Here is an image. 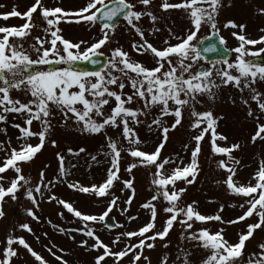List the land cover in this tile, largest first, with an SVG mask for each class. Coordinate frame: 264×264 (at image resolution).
Listing matches in <instances>:
<instances>
[{
	"label": "snow or ice",
	"instance_id": "6c2138e0",
	"mask_svg": "<svg viewBox=\"0 0 264 264\" xmlns=\"http://www.w3.org/2000/svg\"><path fill=\"white\" fill-rule=\"evenodd\" d=\"M138 3L147 8L152 3V0H138ZM231 6L229 2L227 7ZM135 7L136 5L128 3L127 0H110V2L109 0H89L84 8L76 12H65L60 7L55 9L45 8L42 0H35V3L26 13L22 14L14 8L10 13L0 15V19L4 21H7L10 17H20L26 20L20 28L0 27V34H2L0 36V124L8 122L6 114L11 113L23 116L24 124L27 127H21L19 124L11 125L21 133L18 139L27 141L30 138L38 137L40 141L35 146L30 143H24L21 145L19 151L12 149L10 155L0 162L2 163V166H0V220L5 217L3 204L6 197H11L13 201H16L18 199L17 193L23 189L24 198L38 208L39 200L37 197L44 199L45 191L51 192L52 187L55 185L67 183L69 189L79 191L82 194L110 197L108 208L100 216L82 214L80 211L75 210L72 204L58 199L55 195L47 197L48 203L57 201L68 213L85 222L83 229H71V231L78 232L95 241V244L89 250L98 251L99 249H103L104 254L96 257L95 264H101V261H104L109 256L114 257L116 264H119L120 260L132 253H135L132 256V264H136L137 261L141 260L145 247L149 250L155 248L154 243H147V241L165 240L175 222H178L183 229L181 233L182 241L184 239L197 241L200 247L210 251V255L201 261V264H243L241 258L244 255L246 242L253 237L256 229H261L262 225H264V162L261 163L258 172L253 176V179L257 181L255 185L237 186L233 177L237 173L235 166L239 165L240 161L234 158L231 153L237 151L240 145L237 143L227 148L218 146L217 141H227V137L218 134L216 130L219 120L223 119V117H214L211 110L198 112L196 106L202 105L203 101L200 99L201 97L214 103L218 99L219 91L231 84L241 93L247 90L251 101L256 103L258 112L264 115V93H260L253 87L258 81L264 82V66L246 58L256 57L264 59L260 56V53L264 52V49L251 52L247 51L245 47L246 45L255 46L256 44H264V37H261L259 40H249L245 35L233 32L232 35L240 43L236 48L228 49L227 47H223L226 45V41L219 36L220 29L217 19L220 10L225 7L224 0H180L179 3H169L168 0H163L161 4L162 10H183L191 22V28L187 30L184 37L175 36L169 29V34L174 39H177L179 43L171 45L168 40H165L164 44L168 46L163 48V50H158L148 43L145 39L144 31L137 26L143 16H148L150 22L153 24L157 21V17L151 11H134ZM38 9L48 26L43 31L50 35L52 39L45 41L40 37L35 38L36 43L30 45L33 51L37 53V59L34 60L27 54V50L23 49V44L16 42V39L12 38H18L22 41L26 36L31 34L30 29L36 27L35 24L31 23V20L33 14ZM259 14H264V9H261ZM69 16H76L79 19L74 21L64 19ZM49 17H53L54 19H49ZM120 17L140 37L141 43L133 42L131 45L132 50L138 55L148 53L154 57L157 65L155 68H147L140 62L132 60L129 54L123 51L122 48H116L112 50L111 56L107 61L109 70L104 73L100 71H75L72 69L64 71H31L37 65L99 63L96 58L103 55L100 49L110 42V33L114 35L116 27L114 22ZM61 22L77 24L88 22L93 26L99 23L101 25L102 38L98 39L90 47L82 49L81 45H85V41L73 44L65 40L61 35H58L61 32V29L58 27ZM204 27H207L212 34L200 39L198 33ZM224 28L239 29V32L243 33L246 25H237L233 21H228L224 24ZM159 31V28L151 29L149 30V35H153ZM261 31H264V29H261ZM214 39L218 41V46H220L222 52L228 53L232 51L237 54L235 62L224 60L221 62L225 65L223 68L213 65L214 70L208 69L194 73L191 72L193 64L199 60V46L203 45L205 41L212 42ZM58 42L62 47L57 46ZM45 43H49L51 47L45 48ZM218 46L217 44H213L212 47L205 48L204 50L216 52ZM73 49L75 51H72ZM185 61H189V63H185ZM113 73H118V75H113ZM9 76L16 77V79L7 78ZM112 86L117 90H112ZM126 87L130 88L131 94L124 92ZM13 90L24 92L30 95L32 99L28 103H21L18 99L11 98L10 93ZM113 101L115 102V106L111 108L110 112H106V106H109ZM141 101L143 102L142 108L137 107L133 109L126 107V105H132ZM232 102L235 103V101ZM241 102L245 106L248 105V100L243 99V97L241 98ZM78 105L80 107H77ZM153 108L159 109L158 114L155 116L152 113ZM54 109L63 116L62 125H67L71 121L78 126L77 130L81 133L98 135L104 133L106 127L113 129L122 127L123 139L130 147L124 148L118 140L105 136L107 147L110 149V152L106 155L111 158V167L108 169L107 179L101 185L85 187L80 186L78 183L67 182L65 178L70 174V171L65 167V157L57 153L59 179L54 177L52 181L45 183V172L41 170L39 173L40 181H38L37 185L34 188L28 186L30 184V177L23 175L22 169L18 165L30 163L44 148L47 136L53 128ZM185 113L192 120L189 130L196 131L200 129L198 134L192 137L196 146L191 152V163L183 168L177 166L172 170L171 175L164 176L162 175V171L165 169V166L176 163V161L170 158L161 160V151L169 140V133L182 125ZM247 115L257 121V131L252 137V142L255 143L258 139L264 141V135H262L264 134V124L259 123L260 115H257L250 107ZM149 116H153V118L147 124L148 130L154 131L158 129L160 137H162L153 153H146L140 150L139 145L142 142L138 138L137 133L130 127V125L139 126L144 123L140 117L148 118ZM165 117H174V122L168 126ZM34 121L41 125L39 132L31 130ZM0 132L6 134V129L0 128ZM209 133L211 134L210 144L212 153L227 157V161L221 160L218 165L229 173L225 181L227 188L237 196L248 198L244 204L239 205L240 208H244L245 204H247V211L236 220L223 221L219 214L205 217L199 214L193 205L180 206L181 195L186 189L173 190L171 193L166 190L169 186H173L174 188L175 183L179 180H184L186 184H191L195 181L199 168L198 156L201 152V142L204 141L205 136ZM51 146H58L55 140L51 141ZM187 147L188 145L185 144L184 148L187 149ZM0 150H4L2 143H0ZM84 151L85 149L81 148L79 152L74 153L71 149H68L69 155H79ZM122 153H126L132 158H139L140 160L139 165L132 163L124 169L129 174L138 166H155L156 172L154 175L156 179L152 183L162 191H158L153 195L151 201L141 205L143 209H150V222L139 229V231L121 233L122 236L127 237L129 240L133 237H141L142 239H140L139 243L126 246L119 252H112L95 235V230L87 222L107 227L105 223L106 217H109V214L113 211V207H118L117 201L119 198L111 192L115 182L123 184L121 192L125 189L131 191L132 194L124 201L126 205H131L135 197V189L133 188L134 178L128 180H121L120 178ZM92 160L95 161L96 157L93 156ZM229 162L233 166L229 167ZM47 167L48 165H45V168ZM72 167H75V165H72ZM9 170L13 171L16 175L9 182L10 186L5 189L3 187L5 177L2 174ZM189 176L192 177L191 180L188 179ZM161 196L169 205L163 211L171 215L165 220L163 231L146 235L153 232V229L156 227L157 210L152 201H156ZM128 210V208L123 209L121 214H124ZM223 210V206H221L219 211L222 212ZM26 214L33 220L38 221V217L31 209L27 210ZM254 214L258 217V222L249 224L246 233L239 234V241L236 244H230L223 237V228L216 234H210L207 229L191 232L187 237L183 234L184 232H190L193 228V224L190 223L191 221L199 223L218 221L231 225L239 224L241 221L253 217ZM59 215L63 217V213ZM128 219L131 222L137 219V217L133 216ZM117 226L123 227V225ZM20 227L33 234L28 224H23ZM70 238L74 239V237ZM120 242V236L118 235L113 240V245ZM6 243L7 247L3 251L4 259L0 261V264H10L11 258L17 256V251L12 248L14 244H18L26 249L40 264H46L42 257L34 252L22 237L14 238L9 235ZM79 246L86 247L87 241L81 242ZM163 247L168 248L169 245L165 243ZM257 247L259 251L253 252L248 256L247 264H264V243L259 244ZM136 249H140V252L137 253ZM48 251L55 259L60 261V264H67V261H64L62 257L55 256V253H52L51 249H48ZM191 255V251L180 249V254L175 259L180 264H192L190 260ZM143 259L150 264L148 257L143 256ZM161 264H170L167 253L161 257Z\"/></svg>",
	"mask_w": 264,
	"mask_h": 264
},
{
	"label": "rangeland",
	"instance_id": "374dc122",
	"mask_svg": "<svg viewBox=\"0 0 264 264\" xmlns=\"http://www.w3.org/2000/svg\"><path fill=\"white\" fill-rule=\"evenodd\" d=\"M88 2L89 0H42L45 8L55 9L60 7L65 12H76L84 8ZM127 2L136 5L133 9L134 11H151L157 17V21L153 24L150 22L148 16H143L137 26L144 31V36L148 43L152 44L158 50H163V48L168 46L164 44L165 40H168L171 45L179 43L177 39H174L169 34V29L175 36L184 37L187 30L191 28V22L183 10L169 9L168 11H163L161 8L163 0H152V3L148 5L147 8L139 4L138 0H127ZM168 2L179 3L180 0H168ZM229 2L232 5L231 7H227ZM34 3L35 0H0V15L8 14L14 8L22 14L26 13ZM224 4L225 7L220 10L217 19L220 29L219 33L224 37L227 48L234 49L239 46L240 42L232 35L233 32L243 34L249 40H259L261 37H264V31H261V29H264V14H259L260 10L264 9V0H224ZM49 19L54 18L49 17ZM64 19L74 21L79 19V17L69 16ZM228 21H233L237 25H246V28L243 33H240L239 29H225L224 24ZM25 22L26 20L20 17H10L7 21L0 19V27L20 28ZM31 23L35 24L36 27L30 29V35L26 36L22 41L18 38L12 39H16V42L22 43L23 49L27 50V54L35 60L37 59V53L30 47V45L36 43L35 38L40 37L42 40L47 41L51 40L52 37L43 31V29L48 26L40 15L39 9L33 14ZM58 27L61 29L58 35H61L65 40L73 44L85 41L86 44L81 45L82 49L90 47L98 39L102 38V33L100 31L101 25L99 24L93 26L88 22L79 24L61 22ZM154 28H159L160 31L155 32L153 35H149V30ZM210 34V30L204 27L202 31L198 33V36L200 39H203ZM0 36H2V34H0ZM133 42L141 43L140 37L137 36L135 31L122 19L116 25L114 35L110 33V42L100 49V51L110 58L112 50L122 48L123 51L129 54L132 60L140 62L149 69L155 68L157 65L154 57L148 53L138 55L132 50L131 45ZM57 46L62 47L59 42ZM37 47H39V45H37ZM44 47L50 48L51 45L45 43ZM245 47L247 51L257 52L260 49H264V44H256L255 46L246 45ZM72 51H75V49ZM236 55L237 54L233 52V57L229 62L234 63ZM260 56L264 57V52H261ZM246 58L252 60L256 57ZM185 63H189V61H185ZM53 65H57V67L51 70L50 67ZM53 65H37L31 71H64L68 69L65 67V64ZM203 65H205V63L199 57V60L193 64L191 72H198L199 68ZM213 65L219 68L225 67L223 63L219 62L206 65V70L213 69ZM108 70L107 66L102 73ZM113 75H118V73H113ZM7 78L16 79V77L11 76ZM253 87L260 93H264V82L258 81ZM112 90L117 89L112 86ZM124 92L131 94L129 87H126ZM10 95L11 98L18 99L21 103H28L32 99L30 95L21 91L13 90ZM242 97L248 100L247 106L241 102ZM200 99H202L203 103L202 105L196 106L198 112L211 110L214 117H223V119L219 120L216 130L218 134L227 137V141H217V145L226 148L237 143L240 145L237 151L231 153L234 158L240 161V164L235 166L237 168L236 176L233 177L235 184L237 186L255 185L257 181L253 179V176L258 172L261 163L264 162V141L258 139L255 143L252 142V137L257 131V121L252 117H248L247 112L250 107L257 115H260L259 123L261 124H264V115L258 112L257 105L255 102L251 101L247 90L241 93L231 84L219 91L218 99L214 103L203 97ZM232 101H235V103ZM114 106L115 102L113 101L109 106H106V112H110L111 108ZM142 106V101L132 105H126V107H131L133 109L137 107L142 108ZM77 107L80 106L78 105ZM158 111V108H153V116L158 114ZM69 115H71V113H69ZM6 116L8 122L0 124V128L6 129V134L0 132V143L4 145V150H0V162L10 155L12 149L19 151L21 145L24 143H30L33 146L40 143L38 137L30 138L27 141L18 139L21 133L11 125L19 124L21 127H27L24 124L23 116L11 113L6 114ZM153 116H149L148 118L140 117L144 123L139 126L130 125L142 142L139 145L140 150L146 153H153L162 139L158 129L149 131L147 128V124L151 122ZM53 117V128L47 136L42 151L38 153L30 163H21L18 165L22 169V174L26 177H30V184L28 186L34 188L37 185L38 181H40L39 173L41 170L45 172V183L52 181L54 177L59 179V162L56 158L57 153L65 157V167L70 171V174L65 178L67 182L78 183L80 186L85 187L101 185L107 179V172L111 167V158L106 155L110 152V149L107 147L105 136L118 140L124 148L130 147L123 139L122 127L116 129L106 127L104 133L93 135L79 132L77 130L78 126L71 121H69L67 125H62L63 116L55 109L53 110ZM97 119L99 120V118ZM165 120L167 125L170 126L174 122V117H165ZM191 122V118L185 113L182 125L175 131L169 133V140L165 148L161 151L160 159L170 158L176 161V163L166 165L165 169L162 171V175H171L172 170L177 166L183 168L191 163V152L196 146L192 137L197 135L200 131V129L190 131L189 125ZM31 130L39 132L41 130V125L34 121ZM210 139L211 134L209 133L205 136L204 141L201 142V152L198 156L199 168L195 181L191 184H186L184 180H179L175 183L174 188L173 186H169L166 190L171 193L173 190L179 191L180 189H186L181 195V200L179 202L180 206L193 205L194 209L205 217L219 214L223 221L236 220L247 211V204H245L244 208H240L239 205L244 204L248 198L237 196L227 188L225 181L229 173L218 166L221 160L227 161V157L212 153ZM52 140L56 141L57 147L51 146ZM185 144L188 145L187 149L184 148ZM81 148L85 149V151L79 155H69L68 153V149L76 153L79 152ZM93 156L96 157L95 161L92 160ZM132 163H137L139 165V158H132L126 153H122L120 162L121 170L119 173L120 178L121 180L134 178L133 188L135 189V197L131 205H126L124 203L132 194L131 191L125 189L121 192L123 184L115 182L111 192L119 198L117 201L118 207H113V211L109 214V217H114L116 219L114 227L108 228L101 224L87 222L89 226L95 230V235L98 236L112 252H119L126 246L139 243L140 239H142L141 237H133L129 240L127 237L122 236L121 233L139 231V229L150 222V209H143L141 205L151 201L153 195L158 191H162L152 183V181L156 179L154 175L156 172L155 166H138L129 174L124 171V169ZM45 165H48V167L45 168ZM72 165H75V167H72ZM0 166H2V163H0ZM231 166L233 165L229 162V167ZM2 175L5 177L3 187L7 189L10 186L9 182L15 178L16 174L9 170ZM188 179L191 180L192 177L189 176ZM23 191L24 190L21 189V192L17 193L18 199L16 201H13L11 197H6L3 204L5 217L0 220V261L4 259L3 251L7 247L6 240L9 235L14 238L22 237L33 251L42 257L46 264H60V261L55 259L48 249H51V252L55 253V256L62 257L64 261H67V264H95L96 257L104 254L103 249H99L98 251L89 250V248L95 244L93 239L78 232L71 231V229H83V224L85 222L80 221L78 218L68 213L57 201L48 203L47 197L55 195L58 199L72 204L74 209L80 211L82 214L93 216H100L108 208L110 197H97L95 194H82L79 191L69 189L67 183H59L52 187L51 192L45 191L44 199L37 197L39 200V207L37 208L29 200L24 198ZM152 203L157 210L156 227L153 229V232L147 233L146 235H152L155 232L163 231L165 227L164 222L171 215L163 211V209L169 205L162 196L156 201H152ZM221 206H223L224 209L222 212L219 211ZM125 208L129 210L121 214V211ZM29 209L36 214L38 221L27 216L26 213ZM60 213H63V217L59 215ZM133 216L137 217V219L129 222L128 218ZM109 217H106V219ZM257 222L258 217L255 216V214L253 217L241 221L239 224L231 225L218 221H208L206 223L191 221L190 223L193 224V228L190 232H184L183 234L187 237L191 232H198L201 229H207L210 234H216L223 228V237L230 244H236L239 241V234L246 233L247 226ZM23 224H28L33 234L23 230L20 227ZM117 225H123V227H118ZM182 231L181 225L175 222L165 240L161 241L157 239L156 241H147V243H154L155 248L149 250L145 247L141 260L137 261L136 264H149L148 261L143 259V256L149 258L150 264H161V257L165 253L169 256L170 264H173V262H175V264H180V262L175 259L176 256L180 254V249L191 251L192 255L190 256V260L192 264H201V261L210 255V251L200 247L197 241H190L187 239L182 241ZM118 235L120 236L121 242L113 245V240ZM37 237L39 238L38 240ZM70 237H74V239ZM83 241H87L86 247L79 246ZM165 243L169 245L168 248L163 247ZM261 243H264V225H262L261 229H256L253 237L246 242L244 255L241 258L243 264H247L248 256L253 252L259 251L257 246ZM12 248L17 251V256L11 258L10 264H40V262L35 260V258L22 246L14 244ZM136 252H140V249H136ZM133 255H135V253L126 256L119 261V264H132ZM101 264H116V260L114 257L109 256L104 261H101Z\"/></svg>",
	"mask_w": 264,
	"mask_h": 264
},
{
	"label": "water",
	"instance_id": "95a60500",
	"mask_svg": "<svg viewBox=\"0 0 264 264\" xmlns=\"http://www.w3.org/2000/svg\"><path fill=\"white\" fill-rule=\"evenodd\" d=\"M122 19H123L122 17L118 18L114 22L115 25H117L120 22V20H122ZM219 36L222 37V35L220 33H219ZM213 44H217V46H218V41L214 39L212 42L205 41L203 45H200L199 57L204 61L205 65L201 66L198 71H205L206 65L219 63V62H222L224 60L230 61L232 59L233 52L229 51L228 53H224L220 50V46H218V50L216 52H209V51L204 50L205 48L212 47ZM223 47H226V45H224ZM262 58H264V57H262ZM96 59H98V61H99V63H97V64H89V63L85 62V63L67 64V65H65V67L68 69H73L75 71H87V72L100 71V72H103L108 66L107 61L109 58L103 54L102 56H100ZM252 60H254L257 64L264 65V59L254 58ZM56 67H57V65H53L50 67V69L52 70ZM105 223H106L108 228H113L114 225L116 224V219L114 217H109L105 220Z\"/></svg>",
	"mask_w": 264,
	"mask_h": 264
}]
</instances>
